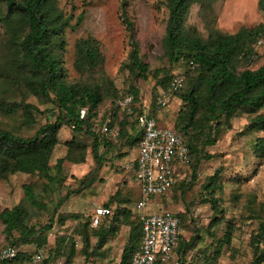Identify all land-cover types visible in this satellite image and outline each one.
<instances>
[{
  "label": "trees",
  "instance_id": "1",
  "mask_svg": "<svg viewBox=\"0 0 264 264\" xmlns=\"http://www.w3.org/2000/svg\"><path fill=\"white\" fill-rule=\"evenodd\" d=\"M197 1L165 0L169 14L162 41L165 57L171 65L180 60L187 61L189 65L188 75H185V81L176 93H179L183 106L178 113L175 128L187 139L190 165L194 163L195 157L197 160L202 158L207 146L216 142L224 126L223 121L230 124V120L240 111L255 114L247 125L249 131L264 132V113L260 112L264 108V64L255 69L250 67L256 55L254 44L264 34V23L251 27L244 25L234 33L211 28L209 36L205 38L196 27L186 24L191 7ZM127 5L128 0H121L120 16L126 27L131 49L130 61L126 67L133 77H145L150 71V65L142 58L135 22ZM259 8L264 11V0H259ZM72 18L56 0H0V25L5 29L9 45L7 55L0 58V76L7 80L4 85L11 86L9 79L14 83L23 82L34 94L54 104L47 115L48 121L40 125L31 136L0 129V177L5 178L19 172L39 174L45 178L42 191L48 194L54 191L55 185L60 186L66 181L67 169L63 165L65 161L82 163L86 160V151L89 149L96 163L87 177L83 178L82 188L78 186L59 199L56 213L69 196L79 193L87 184L94 182L96 173L105 161L106 152L103 153L102 148H106L111 142L117 147L122 144L127 119L131 116L117 107V100L126 95H134L138 100L139 95V90L132 85L130 92L114 101L116 103L110 110L115 112V117L123 119L128 115V118L121 121L118 139L112 140L103 135L101 126L107 111L102 112L100 108L104 98L101 87L69 82L65 76L66 31L75 26L71 22ZM81 18L82 15L78 21ZM75 51V66L78 70L93 69L104 61L95 37L79 38ZM159 74L160 69L154 72L157 84L167 87L175 73L169 75L167 71L163 77H159ZM82 107L88 109L84 118L80 117ZM33 109L37 111L33 104H24V119L28 124L37 122ZM14 110L0 98V111L7 113ZM100 111L102 116L99 115ZM64 125H74V133L71 139L65 141L66 154L52 166L51 159L61 142L59 131ZM85 136L90 138L89 146L83 142L82 137ZM254 149L258 154H264V137L257 139ZM220 171L218 169L204 184V188L212 195L210 200L215 211L219 209L213 193L217 188ZM179 185L180 181L172 189ZM23 190L25 199L31 205L46 206L40 201L32 183L24 184ZM116 199L117 193L110 199V203ZM210 200L207 199L206 202ZM176 214L180 217L182 227V217L179 213ZM58 216L61 223L69 218L80 221L77 226L78 235L83 244L79 251L73 233L59 237L55 252L63 254L66 250L64 246L69 244L64 264H71L80 252L86 259L97 254L94 248L105 246L110 238L118 235L125 223L130 225V232L119 264L132 263V257L142 241L143 231L141 223L136 218L133 219L129 208L116 207L111 215L104 217L98 227H92L89 219L81 221L85 217L82 213H59ZM216 219V224H219L221 220ZM0 220L4 225L3 232L9 243L7 245L16 247L24 243H36L39 249L45 242L47 229L53 226L52 223L43 226L28 225L29 209L23 201L4 208L0 212ZM16 231L21 232L19 236ZM226 235L228 240L230 235ZM94 237L98 240L92 244ZM181 239L180 232L175 250L183 244L189 245L190 240L183 242ZM222 244L219 242L220 246ZM251 246L254 264H264V223L260 226L259 235L252 239ZM31 259L32 256L19 251L15 259L0 264H23L25 260ZM43 260L47 263L50 257Z\"/></svg>",
  "mask_w": 264,
  "mask_h": 264
},
{
  "label": "rangeland",
  "instance_id": "2",
  "mask_svg": "<svg viewBox=\"0 0 264 264\" xmlns=\"http://www.w3.org/2000/svg\"><path fill=\"white\" fill-rule=\"evenodd\" d=\"M56 1L68 15L73 16L71 22L75 24L66 31L67 47L64 54L66 79L83 85L100 86L104 97L100 104L102 112L112 109L116 103L114 101L130 92L132 85L139 90L138 103L154 102V94L158 87L162 86L157 84L158 79L154 75L158 69L159 77H163L167 71L169 75L173 73L188 75L187 61L180 60L171 65L165 57L162 41L169 14L165 0H128L127 6L135 22L142 58L150 65L147 76L137 78L133 77L126 67L130 61L131 49L128 33L120 16L121 0ZM80 15L82 18L78 21ZM259 23H264V11L259 8V0H198L192 5L186 19V24L196 27L205 38L209 36L211 28L234 33L244 25L251 27ZM88 36L98 40L104 61L93 69L78 70L75 66L76 42L79 38ZM7 40L5 29L0 25V58L8 53ZM254 48L256 55L250 67L255 69L264 64V34L255 42ZM9 80L11 86H5L7 80L0 76V98L15 110L7 113L0 111V129L31 136L40 125L48 121L47 115L54 104L34 94L23 82L14 83ZM26 103L37 108V111L33 109L37 119L34 124H28L24 119ZM182 106L183 102L178 93L173 97L170 106L158 112L157 116L159 119L164 118L167 122L165 126L175 127ZM260 112L264 113V108ZM254 115L240 111L230 120V124L224 120V126L216 142L203 150L202 158L197 160L195 157L194 163L181 171L180 185L165 195L151 198L147 212L159 213L170 210L182 217L181 241L190 242L189 245L183 244L175 250L174 257L179 260V264H254L251 241L259 235L260 226L264 223V154H258L254 149L257 139L264 137V132H252L247 129ZM126 116L128 118V115ZM127 118L119 119L116 116L114 121L120 126L121 121ZM132 120L133 117L127 119L129 125L136 124ZM73 133L70 125H64L59 131L61 140L72 137ZM126 135L128 134L125 132L121 142ZM82 139L85 144L90 145V138L85 136ZM65 151L67 152V146L62 140L51 159L52 166L56 164L58 158L64 157ZM86 152L87 161L64 162L67 179L62 185H55L54 191L48 194L42 191L45 178L39 174L19 172L5 178L0 177V212L23 201L29 209L28 225L43 226L50 223L53 225L47 229L44 235L45 242L39 249L36 243L17 245L20 253L32 256L31 260H25L23 264H64L69 253V244L64 246L66 250L63 254L55 252L56 243L62 235L73 233L77 247L79 251L81 250L82 238L78 235L77 227L80 221L69 218L61 223L58 214L72 213L69 210L83 211L92 200L89 201L82 193H75L78 196L75 194L69 196L57 213L55 208L59 199L69 191L78 186L82 188L81 177L92 165V161L88 159L92 156L90 150ZM218 169L221 171L213 197L218 202L219 210L215 211L210 200L212 195L204 188V184ZM28 183L34 185L40 201L46 204L45 207L33 206L25 199L23 186ZM138 198L137 195H130L129 209L133 213V219L136 217L134 207ZM73 199L78 201L75 207ZM207 199L210 202H206ZM70 201L72 206L68 205ZM155 203L162 206L154 208ZM82 214L85 217L81 221L91 220L90 211ZM216 218L221 220L219 224H216ZM3 229L4 225L0 220V248L9 244ZM129 232L130 225L123 224L118 235L110 238L108 244L94 248L97 254L86 259L80 252L73 258L71 264H119ZM20 233L16 231L17 236ZM226 234L230 235L228 240ZM97 240L93 238L92 244L97 243ZM219 242L223 243L222 246ZM40 252L43 253L44 259L50 257V261L47 263L44 260L34 261L33 255ZM172 263L171 261L167 264Z\"/></svg>",
  "mask_w": 264,
  "mask_h": 264
},
{
  "label": "built area",
  "instance_id": "3",
  "mask_svg": "<svg viewBox=\"0 0 264 264\" xmlns=\"http://www.w3.org/2000/svg\"><path fill=\"white\" fill-rule=\"evenodd\" d=\"M185 81V73H175L167 87L159 86L154 94V102L138 103L134 95L122 96L117 107L133 117L137 128L142 131L139 156L133 165L135 179L141 187V198L136 202V220L141 223L143 237L139 248L132 257L131 264H179L175 259V248L181 232L180 217L173 211L147 212L152 197L166 194L181 178V171L190 166V148L185 136L173 126L161 125L157 113L168 108L177 91ZM88 112L80 109V117ZM99 115H103L99 112ZM115 112L109 110L101 126V133L112 140L120 135L119 125L114 121ZM74 128V125H71ZM113 209L106 206L95 208L91 226L98 227L104 216L111 215ZM19 249L13 245L0 248V263L13 260ZM44 259L43 253L33 256L36 262Z\"/></svg>",
  "mask_w": 264,
  "mask_h": 264
},
{
  "label": "crops",
  "instance_id": "4",
  "mask_svg": "<svg viewBox=\"0 0 264 264\" xmlns=\"http://www.w3.org/2000/svg\"><path fill=\"white\" fill-rule=\"evenodd\" d=\"M134 121L135 120H132V122ZM158 121L161 125L167 124L163 117L162 119L158 118ZM61 129H63V127ZM125 129V132L128 135L125 136L124 141L121 142L122 144L119 147H115L114 143L111 142L106 148H102L104 151L103 153L106 152L104 154L105 161L103 166L96 173L97 175L94 182L90 185L87 184L84 189L79 192L80 194L82 193L85 198L89 199V201L92 200L88 208H85L83 211H69L75 213H88L90 211L93 214L95 208L98 206L111 207L113 210L118 206L129 208L131 201L130 195L139 196L138 200L141 198V187L138 181L135 179L133 172V165L135 162H137L139 156V141L141 138V131L137 128L135 123L126 125ZM59 138L60 141H66L71 139V136L61 140V136L59 134ZM65 154L66 151L64 155ZM90 154L92 155L91 151ZM88 159L92 161L91 168L87 170L85 175L81 178L87 177L89 172L96 166L93 155ZM116 193L117 199L113 203H110V199ZM72 201L69 202V206H72ZM77 205L78 201L74 200L73 206L75 207ZM161 206L162 205L160 203H155L154 208ZM104 217L101 219V222Z\"/></svg>",
  "mask_w": 264,
  "mask_h": 264
}]
</instances>
